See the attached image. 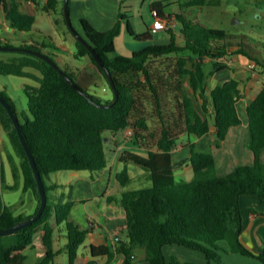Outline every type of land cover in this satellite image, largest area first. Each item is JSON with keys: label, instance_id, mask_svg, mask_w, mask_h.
Segmentation results:
<instances>
[{"label": "trees", "instance_id": "obj_1", "mask_svg": "<svg viewBox=\"0 0 264 264\" xmlns=\"http://www.w3.org/2000/svg\"><path fill=\"white\" fill-rule=\"evenodd\" d=\"M166 1H153L151 9L155 18L176 21L173 27L165 31L168 42L148 44L134 50L130 56L115 52V38L121 31L123 21L126 22V32L137 40L153 38L155 33L150 31L151 26L148 25L144 32H135L126 11H120L114 24L106 30L96 28L85 17L80 18L82 31L79 33L99 54L103 66L97 63L87 46L76 38L67 25V30L75 38L74 56H88L106 80L107 71L111 73L119 91L117 101L111 106L99 104L111 103L114 95L106 100L94 96L81 87L57 61L54 60L64 73L35 54L22 50H0L9 53L5 58H0V73L26 76L36 81V84L24 85L28 112L22 113V118L18 116L11 97L4 91L0 93L18 116L47 194V203L37 220L10 234L0 235V264H24L23 250L33 241L40 225L43 226L42 239L46 252L34 264H53L57 251L53 248L52 217L57 225L64 223L69 264H77L78 248L89 234V228L80 226L73 218L75 200L69 197L66 200H50L44 176L59 170L104 169L108 163L109 142L119 131L127 128L132 130L138 142L145 144L147 154L124 151L120 159L146 167L150 184L126 188L120 195L126 214L128 242L120 243L119 252L127 255L130 249L138 245L145 248L148 264H196L181 262L175 255L166 257L163 246L175 243L202 252L207 264H223L222 252L252 255L264 264V245L255 254L240 239L243 217L239 201L240 196L246 194L264 202V82L244 108L248 126L247 145L253 152L252 163L238 165L220 175L217 173L215 156L194 149V143L190 142L188 161L193 176L185 180L177 179L174 173L176 164L171 153L183 135L190 141L213 131L219 146L230 127L243 123L237 107L240 80L230 77L207 92L208 76L227 67L221 58L230 52L233 45L236 46L234 53L244 54L255 65L264 67L263 53L243 37L195 21L183 10L188 6H220L223 0L179 1L177 8ZM32 2L36 3V0ZM56 3L57 0H46L42 8L54 11ZM4 9L14 29H31L35 16L21 11L17 0L5 1ZM60 14L67 24L63 5ZM0 44L31 48L52 57L51 52L46 50V42L13 43L0 40ZM162 56L167 59L174 56L173 69L167 71L155 65L157 61L154 58ZM205 58L211 61L209 70L204 66ZM167 64L164 67H168ZM65 76L70 79L67 80ZM199 99L202 102L198 107ZM150 117H156L159 123L154 143H147V136L151 135ZM0 124L20 158L24 189L30 190L36 198L35 213L40 204L36 177L14 123L1 102ZM116 176L122 185H128L130 178L127 168L121 169ZM32 214H13L12 208L4 204L0 190V229L8 228ZM222 241L225 246L220 244ZM90 249L93 255L108 257L104 264L111 263L113 253L109 246L90 244Z\"/></svg>", "mask_w": 264, "mask_h": 264}, {"label": "crops", "instance_id": "obj_2", "mask_svg": "<svg viewBox=\"0 0 264 264\" xmlns=\"http://www.w3.org/2000/svg\"><path fill=\"white\" fill-rule=\"evenodd\" d=\"M5 1L7 0H0V23H3L5 25L4 29L9 31L7 35H0V40L12 42L14 39H18L17 41L20 43L24 41L29 43H40L29 34L31 29L28 31H17L10 25L4 9ZM17 1L20 10L25 13L33 14L35 20L37 19L35 14L37 7H43L46 3V0H36V3L32 2V0ZM63 1L64 0H57L55 10L48 12L52 16L54 25L64 33V39L71 41L75 46L73 34L71 33L72 35H70L67 29L62 25L63 21L60 8ZM78 1L79 0H77V4ZM144 1L145 0H142L141 6L145 3ZM153 1L155 0L147 1L150 21L149 24L148 22L146 24V30L148 29V25L151 26L155 18L154 12L151 9V3ZM179 1L184 2L187 0H168L166 3H170L172 7L177 8L179 6ZM197 8V6H188L183 8V10L188 16V13H191L192 10H196ZM75 12L77 19L80 21L78 10H75ZM26 34L31 36H26ZM46 44L49 45L47 47L53 48L52 50L55 49L59 51V48L52 42ZM230 48V52L224 57L227 58L226 61L223 60L227 64V67L212 73L214 82L209 88L207 86V92L216 84L230 77L239 79L240 97L237 101V107L243 118V123L239 126L230 127L225 139L219 146L216 144L213 131L192 138L190 141L186 135H183L181 143H178L171 152L172 160L176 164L174 173L177 177L181 178L185 174L189 175L190 171H192L191 164L188 161L191 153L190 142L194 143V149L210 152L215 156L217 173L220 175L232 171L238 165L250 164L253 162V152L247 145L248 126L244 108L246 103L260 90L264 82V67L255 65L254 61L244 54L234 53L236 46L233 45ZM74 53L75 51H72L70 54L73 59L76 58ZM58 55L62 57V54ZM82 57H84L86 64H84L85 67L81 69L77 66L75 61H72L71 64L64 61V68L74 76L76 82L81 87H83L82 85L85 82V76L81 72L82 70L93 68L98 72L96 66L88 56ZM262 64H264V58ZM201 102L202 100L199 99L197 102L198 106ZM22 104L24 108L17 109L16 103L14 102L16 112L20 118H22V113L28 112L26 95ZM208 110H212L209 104ZM139 143L140 142L135 139L134 135H127L126 129H124L119 131L109 142L107 151L108 163L104 169L88 172L85 170H59L54 172L56 173L55 180L46 182L44 179L49 187L50 200L56 201L59 200V198L66 200L68 197L75 200L76 203L72 210L73 218L80 226L89 228V234L78 248L79 260H77V264H104L107 261L108 257L106 255H93L91 253L90 244H105L109 246L110 251L113 253L110 264H148L145 259L146 253L143 246L137 245L133 247L127 255L118 251L120 243L128 242L126 214L120 202V195L124 189L129 188L128 185L134 176V174L132 175L130 173V166L133 167L132 171H135L137 168L135 165L131 164L132 161H122L120 156L124 151H134L146 155V146H140ZM262 159L264 161V148L262 150ZM7 161L10 167H7ZM19 164L20 158L11 144L6 131L0 124V167L2 169L0 175V190L2 199L5 205L12 208L13 214L30 215L34 212L37 201L30 190L24 189L23 175ZM133 164L136 163L133 162ZM136 165L139 166V164ZM121 167L127 168L130 178L127 186L122 185L116 176L117 172L123 169ZM143 167L144 166L140 165V171H137L135 176L149 177L148 169ZM176 168L178 170H176ZM65 171L67 172L65 173ZM19 193L22 194V197L16 200V195L18 196ZM239 201L243 217L240 239L246 247L257 254L259 253L260 247L264 245V202L246 194L241 195ZM50 222L54 227L53 248L57 251V254L54 256L53 264H69V254L66 248L68 238L66 236L67 231L64 223L57 225L54 217L50 219ZM42 237L43 226L40 225L34 233L33 241L23 250L25 254L24 264H34L43 258L46 248L43 244ZM162 250L166 257L175 255L181 262L207 264L205 255L202 252L179 244H165ZM222 261L223 264H262L259 258L238 252H222Z\"/></svg>", "mask_w": 264, "mask_h": 264}, {"label": "rangeland", "instance_id": "obj_3", "mask_svg": "<svg viewBox=\"0 0 264 264\" xmlns=\"http://www.w3.org/2000/svg\"><path fill=\"white\" fill-rule=\"evenodd\" d=\"M148 0H145L141 6L142 0H69V15L71 22L74 28L78 31H82L80 21L76 17L75 10H78V13L81 17L88 19L93 26L100 30H106L112 26L116 21L118 13L120 11H126L130 23L133 26L135 32H142L146 30V24L150 21L148 15ZM63 5V4H62ZM196 10H192L191 13H188L189 17L195 21L205 22L207 25L212 27H219L227 30L232 35L243 37L247 43L250 45L259 48L264 56V1L263 0H223L220 6H207L199 7ZM37 19L32 24L29 34L32 37L41 42L46 43L52 42L59 48L58 50H52L53 48L46 47V50L51 52V56L55 61L58 62L60 66L65 67L64 61L71 64L72 61H75L79 68L85 67L84 57L73 59L70 55L72 51H75L74 43L69 40L64 39V33L58 29L52 20L51 14L44 10L42 7H37L36 10ZM64 28L68 29L67 24L62 22ZM5 25L0 23V35L6 34L9 30L4 29ZM68 31V30H67ZM69 32V31H68ZM70 33V32H69ZM26 34V36H31ZM70 35H72L70 33ZM240 39V38H239ZM14 39L12 42L20 43ZM169 37L165 31H160L155 34L151 39L146 40H137L134 39L131 35L126 32V22L123 21L121 31L115 38V52L120 55L130 56L134 50L141 49L148 44L154 42H168ZM21 41V40H20ZM49 46V45H47ZM258 49V50H259ZM54 52V53H53ZM8 52L0 51V57L5 58L8 56ZM58 54H62L58 55ZM227 58L222 59L226 61ZM157 63L155 65L162 66L163 70L173 69L174 65V56H170L167 59L166 56L154 58ZM159 62H162L160 65ZM210 60L205 58L204 66L206 69L211 68ZM168 67H164L168 65ZM85 76V82L83 87L94 96L99 97L101 100H106L113 97V90L109 84V81L106 80L100 73H98L93 68L84 69L81 71ZM208 88L213 84L214 80L212 74L208 77ZM25 83L36 84L31 78L26 76H18L13 74H2L0 73V91H4L12 97L16 103V108H24L22 102L25 97L23 86ZM82 84V83H81ZM208 90V89H207ZM199 107V106H198ZM150 132L151 135H148L147 143H154V137L158 135V120L156 117H150L149 120ZM153 136V137H152ZM182 136L179 138V143H181ZM140 146L145 147V144L141 141ZM135 171L133 167L130 166V173L134 176L129 183V188H140L148 186L150 184L149 177L145 176H135L137 171H140V165L137 166ZM7 167H10L9 162L7 161ZM123 168V167H121ZM144 168V167H143ZM178 168V167H177ZM176 168V170H178ZM147 169V168H146ZM86 172L92 170H85ZM67 171H65L66 173ZM48 176V177H47ZM44 177L45 181L55 180L56 173L51 172ZM193 176L192 171L189 175H184L181 179L188 180ZM180 177H177V179ZM22 197V194L19 193L16 195V200H19ZM221 245H225V242H220Z\"/></svg>", "mask_w": 264, "mask_h": 264}, {"label": "water", "instance_id": "obj_4", "mask_svg": "<svg viewBox=\"0 0 264 264\" xmlns=\"http://www.w3.org/2000/svg\"><path fill=\"white\" fill-rule=\"evenodd\" d=\"M63 13H64V17H65V20H66V23L68 25V27L71 29L72 33L76 36V38L78 40H80L83 44H85L87 46V48L89 49L90 51V54L95 58V60L97 61V63L100 65V66H103V61L101 59V57L99 56V54L93 49V47L85 40V38L79 33L78 30H76L71 22V19H70V15H69V0H64L63 2ZM181 26L183 25L181 22L179 23ZM0 50H22V51H25V52H28V53H32V54H35L39 57H41L42 59L46 60L48 63H50L54 68L58 69L60 73H64V71L62 69L59 68V65L54 61V59L52 57H50L49 55L45 54V53H42L38 50H34V49H31V48H24V47H19V46H6V45H1L0 44ZM107 79L109 81V84L113 90V95H114V98L112 100L111 103L105 105V104H99L100 106H111L112 104H114L118 97H119V91L115 85V82L111 76V73L109 71H107ZM65 78L68 80L70 79L69 76H65ZM75 87L78 89V90H81L80 87L76 86ZM0 102L3 104V106L5 107V109L7 110L9 116L11 117L13 123H14V126L17 130V133H18V136H19V139L22 143V146L26 152V155L31 163V166H32V169L34 171V174H35V177H36V181H37V185H38V190H39V195H40V204L36 210L35 213H33L31 216L25 218V219H22L20 221H18L17 223H15L14 225L8 227V228H4V229H0V235H6V234H10L20 228H22L23 226H26L32 222H34L35 220H37L44 208H45V205L47 203V194H46V191H45V186H44V182H43V179H42V176L37 168V165L35 163V159L33 157V154L29 148V145L27 144V141L25 140L24 136H23V133H22V130H21V125H20V122H19V119H18V116L15 114L13 108L11 107V105L9 104V102L7 100H5V98L1 95L0 93Z\"/></svg>", "mask_w": 264, "mask_h": 264}, {"label": "built area", "instance_id": "obj_5", "mask_svg": "<svg viewBox=\"0 0 264 264\" xmlns=\"http://www.w3.org/2000/svg\"><path fill=\"white\" fill-rule=\"evenodd\" d=\"M176 24L175 20H167L162 18H154L151 24L150 31L152 33H158L160 31H166L167 29L173 27ZM224 59V57L221 58V60ZM126 133L129 136H133V132L130 128L126 129Z\"/></svg>", "mask_w": 264, "mask_h": 264}]
</instances>
